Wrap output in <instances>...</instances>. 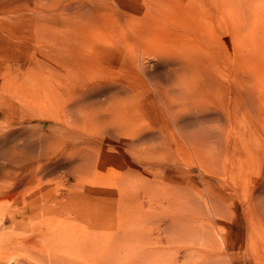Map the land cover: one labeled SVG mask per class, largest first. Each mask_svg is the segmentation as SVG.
Wrapping results in <instances>:
<instances>
[{
  "label": "bare ground",
  "instance_id": "6f19581e",
  "mask_svg": "<svg viewBox=\"0 0 264 264\" xmlns=\"http://www.w3.org/2000/svg\"><path fill=\"white\" fill-rule=\"evenodd\" d=\"M37 1L54 24L58 17L54 10L65 11L66 39L72 49L64 65L59 66L65 74L66 95L56 100L64 111L60 117H65L56 121L68 128L64 134L70 151L56 155L61 162L55 166H38L35 174L41 172V177L49 170L69 168L67 180L74 178L78 190L66 197L58 191L35 194L19 205L24 214L30 211L46 223L44 231L38 229L33 237L18 239H22L23 251L33 253V257L27 256L36 260L30 264H112L116 224L121 227L128 223L135 228L143 222L145 230L152 226V236L158 231L170 243L181 242L182 237L194 236L198 211L216 212L228 202L226 191L231 189L238 195L240 186L246 195L235 197L246 213L250 208L251 228L264 224V31L240 17L245 3L252 0ZM42 15L39 19L43 20ZM76 18V26L88 22L107 35L86 40L82 30L76 32ZM120 30H127L130 37L115 35ZM17 39L12 36L8 41L16 43ZM98 44L106 55L102 62L120 64L121 74L97 68L104 53ZM76 59L80 64L74 65ZM159 66L163 71L155 76L166 72L170 83L171 74H175L174 84L158 87L156 99L129 95L130 90L142 86L143 77L152 75L149 68ZM4 91L10 113L3 117L13 128L18 89L8 86ZM102 96L107 98L102 100ZM3 106L0 102V111ZM199 123L209 127L191 130ZM2 128L0 123V160L6 143L17 141L15 132L4 135ZM9 162L17 163L16 159ZM169 171L173 172L167 175ZM4 172L0 167V227L5 225L4 204L13 200L15 188L21 184L10 171L5 190ZM235 177L232 188L229 182ZM243 177L248 181L240 185ZM213 182L218 184L216 192ZM200 184L205 193L198 189ZM103 224L108 232L100 233ZM164 225L167 227L161 229ZM261 228L264 231V225ZM129 232L121 233L130 237ZM140 233L134 234L137 241L142 236L148 238L145 232ZM262 238L264 246V233ZM138 253L135 256L143 254ZM253 253L264 256V248Z\"/></svg>",
  "mask_w": 264,
  "mask_h": 264
},
{
  "label": "rangeland",
  "instance_id": "374dc122",
  "mask_svg": "<svg viewBox=\"0 0 264 264\" xmlns=\"http://www.w3.org/2000/svg\"><path fill=\"white\" fill-rule=\"evenodd\" d=\"M29 2L33 6L30 5ZM23 3L26 4L23 5ZM52 5L53 4L48 5V7L52 8ZM22 6H24L23 9ZM41 6L42 4L37 0H0V98H3L0 99V102L1 104H5V106L1 107L3 108L0 111L1 116L3 117L5 112H7V115L10 113L6 105L9 103L7 101L9 97L4 91V87L11 86V88L18 89L19 97L16 96V98L20 101L19 102L17 100L18 103L16 102L15 104L16 107L14 111V117L16 123L13 128L9 127V122H6L5 117L0 118V123H2L3 127L1 132L4 135L12 134V132L17 134V141L14 143H6L7 146L2 156V160H0V167L6 171L4 172L5 175L3 174L2 176V183L4 186H6L4 188L5 190H8L7 187L10 183V175L8 174L10 171L15 172L17 180L21 182V184L18 183V187L15 188L16 193L13 191L15 199L13 198L12 201L6 202L4 204L5 210L3 212V218L5 220V225L0 227V264H30V261L33 259L32 258L30 260L31 256L33 257V253H27L23 251L21 247L22 239L19 241L18 239L22 237L24 238L26 236L33 237L32 234L34 232L38 233V229H43L42 231H44L46 228V223L41 222L38 220V218H35L36 216L31 214L30 211L25 212V214L20 211L22 209L20 207L22 206L24 200L26 202L29 201L32 195L34 197L35 194V196H42V194L46 195L64 193L63 196L66 197L68 194L78 190L76 188L77 181L74 180V178H72L70 181L67 180L70 176L68 173L70 171L69 168L63 167L61 172L60 170L58 172H52L49 170L45 174L42 173L40 175L41 177L38 176L41 172L35 174L38 166H44L48 163L50 166H55L59 163V161L61 162V160L55 156L62 153L66 154L68 151H70L66 149L69 148V144L66 139L67 134H64L68 133V128L63 126L62 123H58V121H56V118H58L60 122L64 121L65 119V117H60L64 114V111L62 105L59 104L57 106L58 102H56V100L59 98L61 99V97L63 98L66 95L65 85L63 84V80H65V74H63L64 71L60 67L64 65L67 54L69 50L72 49V46L67 44V30L64 27L67 14H65L64 10L59 8L58 11L54 10V14L58 16L56 17L57 24H54L52 20L47 18L44 9L42 10L43 6ZM37 7L39 8L36 9ZM36 10L38 11L36 12ZM41 13H44V16L42 15L41 17L43 20L39 19V14ZM240 17L250 21L253 25H255V27L258 26L257 29L264 31V0H252L251 2H246ZM75 22L77 24L79 23L77 18L73 22L76 32L78 33L79 30H82L83 33L80 34L84 35L86 40H89L92 36L107 35L105 31L103 32V30H98V26H93L91 23L89 24L88 22H83V26H81V24L76 26L77 24ZM103 33L104 35H102ZM115 35L121 36L124 39L130 37V33L127 30L117 31ZM12 36L18 38L16 43L8 41L9 37ZM75 41L76 39L71 40L73 44ZM97 47L98 49H101V52H104L100 44H98ZM100 57L102 59L98 63V69H110L112 75H118L122 73L120 64H117L116 62H113L112 64L102 62V60L106 57L105 52L101 53ZM78 64H80L79 60L76 59L74 61V65ZM162 71L163 69L161 66L149 68L148 72L152 75L150 77H143L140 80V84H142V86H140L138 89L134 88L130 90L129 95H136L142 100L158 98L159 94L157 92V88L159 87L161 89L162 87H167L168 85L174 84L177 79L175 74H171V82L169 83V75H167L166 72L165 74L163 72L162 75L157 74L155 76V73H161ZM6 72H8V74ZM3 75L5 80H3ZM130 75L132 74L130 73ZM20 85L21 87H19ZM40 90L42 92L39 93ZM38 95L41 96L39 97ZM122 97H125V95L122 94ZM25 98H27L26 101ZM99 98L104 100L107 97L102 96ZM24 102H26V105ZM30 110L33 114L30 113ZM29 117L34 121L30 120ZM37 122L39 123L35 124ZM4 124L6 125V129ZM200 127H209V125L204 126L203 123H199L197 125L195 124L192 126L191 130H197ZM49 128H51V130ZM51 154L52 156H50ZM13 159H16L17 163L14 162L12 165L9 161H12ZM116 169L117 168H113L114 171ZM172 172L173 171L167 172V175L171 174ZM33 175L36 176L34 177ZM236 181V177L232 180L230 179L229 183L232 185V188ZM240 181H242L240 182V185L245 184L248 181V178L243 177ZM25 183L26 185H24ZM214 187L215 188L213 190L216 192L218 184L214 183ZM242 187H239L240 191L238 195L231 189L227 190L225 196L228 199V202L223 204V206L216 212H208L203 210L198 211L196 214L197 219L195 222L194 236L191 238H186L187 236L182 237V241L178 243H170L165 234L160 235L158 231H153L154 234L152 236V234H150L152 233V226L150 225L145 230L143 227L146 228L147 226L143 222V227L141 223L140 225H134L136 226L135 228H133V225L131 226L128 223L121 227L116 224L114 228H116L115 234L117 235V238L114 241V247H116L114 250L115 257L112 264H260L264 256H260L259 254L254 255L253 252L257 251L259 253L260 250H263L264 248L262 238L264 231L261 228V225L264 224L261 223L259 226H257L259 228H251L253 227V220H250V208L247 209L249 217L247 220L246 211L243 210V206L237 201L235 197V194L237 196L246 195L244 194V191L246 190H244ZM198 189L200 191H204V187H202V185L199 186ZM57 191L59 193H56ZM245 198V196L242 197V199ZM211 200L214 201V197H212ZM261 204L264 205V198L261 200ZM9 206L11 210L8 209ZM65 209L66 208H61L60 211ZM13 211H17V214ZM13 223L15 225H13ZM105 225L106 224L102 225L100 233L107 231L108 228L106 229ZM137 225L142 227L143 230L138 228ZM166 227L164 225L161 227V229H165ZM130 229L135 231V235L137 232H139V234H141L140 232H142V234L145 232L144 236L146 235L148 238L146 239L142 236V238H139V241H137L138 239L136 238L138 237L135 236L134 238V234L132 235V231ZM135 229L138 230L136 231ZM124 230H128V232L130 231V237H133V239H130V237H127L121 233ZM148 234L151 237L148 236ZM15 236L17 240L14 238ZM122 236L125 238L119 240ZM145 239L147 243L145 242ZM151 239L153 240L151 241ZM11 241L13 243H11ZM141 243H143V246ZM11 244H13L15 247ZM133 245L134 248L131 247ZM2 247H4V249ZM10 247L12 249H10ZM132 248L135 251H132ZM149 248L151 249L150 251L148 250ZM17 249L20 253L23 251L24 254L18 253ZM137 251L141 252L138 253ZM137 253L139 255L140 253L148 254L146 256L145 254L135 256ZM17 254L20 258L18 256L15 257ZM262 254L263 253L261 252V255ZM132 256H134V261ZM142 256H145L144 259L147 262L143 260ZM139 257L140 259L142 258L141 261Z\"/></svg>",
  "mask_w": 264,
  "mask_h": 264
}]
</instances>
